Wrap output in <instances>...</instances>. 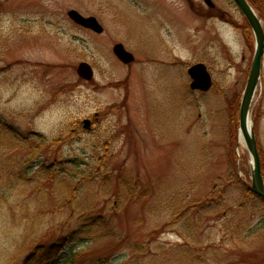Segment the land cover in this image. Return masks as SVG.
<instances>
[{
    "label": "rangeland",
    "instance_id": "374dc122",
    "mask_svg": "<svg viewBox=\"0 0 264 264\" xmlns=\"http://www.w3.org/2000/svg\"><path fill=\"white\" fill-rule=\"evenodd\" d=\"M211 1L0 0V120L20 135L0 127V264H264L239 143L255 37L233 0ZM249 2L264 25V0ZM200 63L206 93L190 88ZM251 117L264 174V68Z\"/></svg>",
    "mask_w": 264,
    "mask_h": 264
},
{
    "label": "water",
    "instance_id": "95a60500",
    "mask_svg": "<svg viewBox=\"0 0 264 264\" xmlns=\"http://www.w3.org/2000/svg\"><path fill=\"white\" fill-rule=\"evenodd\" d=\"M234 1L240 9L242 15L247 20L255 37L254 56L247 84L243 92L239 113V135L242 137L244 142L243 144L250 157L251 184L248 182H244V184L249 191L264 202V177L262 172V163L255 134L254 122L251 117L252 106L262 78L264 62V27L262 21L248 0ZM206 2L211 7H214V4L210 0H206ZM68 16L78 25L91 29L98 34L103 32V27L95 17L85 18L75 10L70 11ZM114 53L125 64H130L135 59L122 44L115 45ZM77 72L81 78L87 81H91L94 77L93 68L88 63H81ZM188 73L192 79L191 89L208 91L212 87V77L204 64H197L191 67ZM84 123L87 128L90 127L89 120L84 121Z\"/></svg>",
    "mask_w": 264,
    "mask_h": 264
},
{
    "label": "trees",
    "instance_id": "16d2710c",
    "mask_svg": "<svg viewBox=\"0 0 264 264\" xmlns=\"http://www.w3.org/2000/svg\"><path fill=\"white\" fill-rule=\"evenodd\" d=\"M250 1V0H249ZM254 1V0H253ZM0 127L3 128V132H8L10 131L13 134H15L16 136H20L19 135V132L17 130H14L13 128H8V124L6 123H3L1 122L0 120ZM44 143V142H43ZM41 146H43V144L41 143L40 144ZM25 169L21 170V173L18 174L17 178H21L22 180H24L26 178V175H27V171H24ZM230 172L234 174V181L240 183V179L238 178V175H237V166H236V160H235V156L233 154V152L231 151V154H230V168H229ZM245 187V186H244ZM132 189V188H131ZM132 191V190H131ZM245 194H246V197H248V199L250 197H252L253 195L246 189L245 187ZM96 224H93L90 226V228L92 226H95ZM73 246H75V244H73ZM63 246H61L62 248ZM51 252V251H50ZM36 255H37V251H35L33 254H31L30 256H28L27 258H25V260L22 262V264H39L40 261L39 260H35L36 259ZM43 255H46V260L48 262H50L51 260L54 259L55 257V254L54 253H49L47 254V252L43 253ZM67 261L68 263L70 264H73V258L71 256V258H67ZM134 264H141L140 261H137L135 262ZM155 264H159V263H155Z\"/></svg>",
    "mask_w": 264,
    "mask_h": 264
},
{
    "label": "bare ground",
    "instance_id": "6f19581e",
    "mask_svg": "<svg viewBox=\"0 0 264 264\" xmlns=\"http://www.w3.org/2000/svg\"><path fill=\"white\" fill-rule=\"evenodd\" d=\"M239 143L241 144V145H243V140H242V137L240 136V138H239Z\"/></svg>",
    "mask_w": 264,
    "mask_h": 264
}]
</instances>
